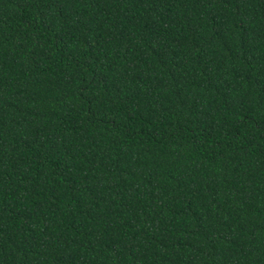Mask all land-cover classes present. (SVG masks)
Masks as SVG:
<instances>
[{
	"label": "trees",
	"instance_id": "1",
	"mask_svg": "<svg viewBox=\"0 0 264 264\" xmlns=\"http://www.w3.org/2000/svg\"><path fill=\"white\" fill-rule=\"evenodd\" d=\"M0 264H264V0H0Z\"/></svg>",
	"mask_w": 264,
	"mask_h": 264
}]
</instances>
